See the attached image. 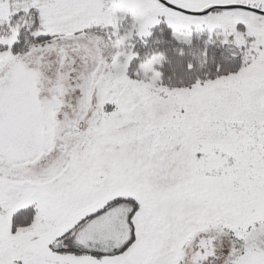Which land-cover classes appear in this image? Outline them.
<instances>
[{
	"label": "snow or ice",
	"instance_id": "1",
	"mask_svg": "<svg viewBox=\"0 0 264 264\" xmlns=\"http://www.w3.org/2000/svg\"><path fill=\"white\" fill-rule=\"evenodd\" d=\"M0 264H264V0H0Z\"/></svg>",
	"mask_w": 264,
	"mask_h": 264
}]
</instances>
